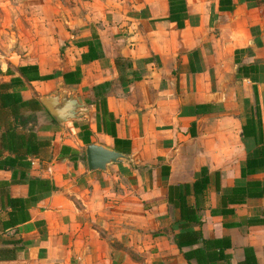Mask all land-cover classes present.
Wrapping results in <instances>:
<instances>
[{
  "label": "crops",
  "instance_id": "crops-1",
  "mask_svg": "<svg viewBox=\"0 0 264 264\" xmlns=\"http://www.w3.org/2000/svg\"><path fill=\"white\" fill-rule=\"evenodd\" d=\"M219 3L0 0V83L12 81L7 90L30 101L18 113L35 120L26 175L55 186L5 228L7 196L26 198L28 185L3 186L12 170L0 166V248L16 246L0 264H196L174 242L180 211L168 187L192 184L203 170L205 190L186 197L202 221L191 228L228 235L230 264L245 246L264 264V222L247 224L264 221V196L221 214L214 176L222 191L245 181L241 167L257 143L243 126L258 130L256 106L264 143V2ZM62 88L83 105L64 123L41 102ZM10 121L0 101V134ZM86 130L90 143L126 159L89 170ZM8 155L0 138V163ZM246 179L264 185V169Z\"/></svg>",
  "mask_w": 264,
  "mask_h": 264
},
{
  "label": "trees",
  "instance_id": "trees-1",
  "mask_svg": "<svg viewBox=\"0 0 264 264\" xmlns=\"http://www.w3.org/2000/svg\"><path fill=\"white\" fill-rule=\"evenodd\" d=\"M219 5V7L222 8V0H220ZM169 19L172 20V17L169 16ZM29 67L33 68L35 66ZM26 68L27 67H21L20 71L24 73ZM65 75L66 74L63 76L65 77ZM77 75H79L78 72ZM50 77L51 75H47L43 78L48 79ZM40 79H42V77H40ZM9 83H0L1 106L12 116V121H10L12 123L9 122L6 129L0 134L2 146L6 148L9 154L6 158H4V160H2L0 166L2 168L12 170V174L10 181L3 182L1 184L4 186L11 183H26L28 185V196L26 198H14L9 195L7 196L9 219L7 227L5 228H13L18 223L26 220L27 216H24V209H26L29 204H33L36 200H38L41 194L55 188V186L47 178H32L26 175L27 169L30 165L29 159L26 158V155L36 151L35 142L32 143V138L35 139V120L32 122V115L18 113L20 107L27 106L30 101L22 100L17 93L8 91L7 89L12 84V81ZM255 101L257 104L258 101L256 92ZM256 116L258 123L257 131H247L243 126V137L250 136L257 141V148L252 150L251 154L247 156L243 166L241 167V178L245 180L243 181V184H237L226 191H222L219 186V173H214L215 189L220 192L221 214L233 213V208L228 207V204L243 203L246 198L264 196V185L259 180L246 179L248 176L254 175L264 169L263 131L261 129L258 106H256ZM89 135L90 132L86 130L84 135L81 137L85 144L90 143ZM117 140L118 139H115V142H117ZM39 143L40 145H44L47 144V141L40 140ZM12 154L15 156L11 157L10 155ZM208 183L209 176L207 171L203 170L201 176L193 181L192 184L184 183L181 186L177 185L168 187V199L180 211L178 224L180 230L175 233L174 242L179 249L189 247L188 249L182 251L183 257L187 261L194 260L196 264H230L229 260L231 258V254L226 252V249L231 247L228 235H223L220 238H204L199 228H191V224L201 225L202 221L197 212V204H188L186 197L192 193L196 198L198 194L203 193ZM172 191H175V193H173V198ZM261 222L264 221L247 220L248 225L260 224ZM15 252V243H13L12 247L0 248V260L14 258ZM237 264H257L253 247H243V258L239 260Z\"/></svg>",
  "mask_w": 264,
  "mask_h": 264
},
{
  "label": "water",
  "instance_id": "water-1",
  "mask_svg": "<svg viewBox=\"0 0 264 264\" xmlns=\"http://www.w3.org/2000/svg\"><path fill=\"white\" fill-rule=\"evenodd\" d=\"M41 102L60 123L79 118L83 108V105L75 98L74 94L66 88L42 97ZM85 157L89 170H104L108 164L126 159L122 153L96 143H89L85 146Z\"/></svg>",
  "mask_w": 264,
  "mask_h": 264
},
{
  "label": "rangeland",
  "instance_id": "rangeland-1",
  "mask_svg": "<svg viewBox=\"0 0 264 264\" xmlns=\"http://www.w3.org/2000/svg\"><path fill=\"white\" fill-rule=\"evenodd\" d=\"M258 1L259 2H264V0H258ZM23 23H24L25 29L30 26V24H29V22L27 20H24ZM28 38L30 40V37H28ZM246 110H247V112L249 111L251 113V109L249 110V107H248V109L246 108ZM251 114L253 115V113H251ZM252 120H254V119L252 118ZM252 142L256 143V139H249L248 140V143H249L250 146L252 145Z\"/></svg>",
  "mask_w": 264,
  "mask_h": 264
}]
</instances>
